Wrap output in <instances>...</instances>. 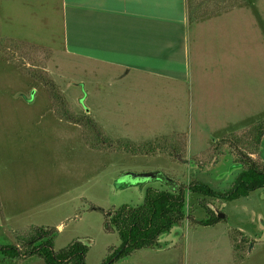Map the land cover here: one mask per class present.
Returning <instances> with one entry per match:
<instances>
[{
    "label": "rangeland",
    "instance_id": "rangeland-1",
    "mask_svg": "<svg viewBox=\"0 0 264 264\" xmlns=\"http://www.w3.org/2000/svg\"><path fill=\"white\" fill-rule=\"evenodd\" d=\"M241 1L237 7L247 28L245 60L250 52V58L257 59L259 74H264V0ZM60 5L59 0H0V42L11 39L50 51L42 57L44 68L40 65L37 69L11 64L0 52V243L14 244L15 234L32 226L51 227L57 230L56 251L89 240L86 264H102L111 250L121 246L118 233L106 229V214L124 205L141 206L146 182L155 189L172 190L196 180L226 192L242 169L223 144L219 155L203 154L213 144H187L183 156L171 146L156 154H133L88 145L87 138L97 141L96 135L91 138L84 134L83 126L56 116L51 96L43 81L33 77L34 71L54 83L71 114L89 116L111 140L129 138L122 136L123 114L110 107L105 97L117 87L109 81V72L95 80L91 66L77 71L75 62L60 49L61 24L58 16L51 15ZM252 68L250 65L245 78V96L249 97L252 91L256 90V95L261 92L256 89L258 84L254 87ZM97 105L101 112H92ZM243 114L232 123L229 134L264 121L262 101L249 105ZM85 131L88 133L89 127ZM260 149L264 161V139ZM152 172L162 175L142 181L127 176ZM164 178L172 182L167 185ZM201 199L199 195L187 196L186 215L197 221L212 215L199 204ZM206 201L213 214H224L227 219L212 226L193 225L186 219L160 236L157 247L141 249L113 264H264V189L234 201ZM238 233V239L247 241V250L243 259L236 261L231 235ZM5 264L45 262L33 257Z\"/></svg>",
    "mask_w": 264,
    "mask_h": 264
},
{
    "label": "crops",
    "instance_id": "crops-1",
    "mask_svg": "<svg viewBox=\"0 0 264 264\" xmlns=\"http://www.w3.org/2000/svg\"><path fill=\"white\" fill-rule=\"evenodd\" d=\"M59 1L51 15L61 24L60 49L77 71L91 66L95 80L109 72L117 87L105 97L123 114L122 136L185 134L189 145L214 144L249 105L264 106V74L250 52L245 60L244 16L226 0ZM250 65L261 92L249 97ZM147 183L142 194L153 188Z\"/></svg>",
    "mask_w": 264,
    "mask_h": 264
},
{
    "label": "trees",
    "instance_id": "trees-1",
    "mask_svg": "<svg viewBox=\"0 0 264 264\" xmlns=\"http://www.w3.org/2000/svg\"><path fill=\"white\" fill-rule=\"evenodd\" d=\"M226 2L228 9L243 4L241 0H226ZM0 47L2 48L0 52H2L3 59L10 61L11 64L33 65V69H37L36 66L40 65V67H43L45 60L42 57H45L48 52L50 53L41 46L11 39L0 42ZM28 73L32 72L29 71ZM32 75L37 80L43 81V85L51 96L56 116L62 120L83 126L84 134H90L91 138H95L96 135L97 141L87 138L86 143L91 147L97 150L104 149L133 154H156L159 150L164 151L166 146H171V148L175 147L181 152L182 156L185 154L188 144L185 134L160 136L145 142L107 138L103 135L97 123L89 116L80 117L71 114L65 98L46 75H38L36 71ZM87 127L91 132L86 133L85 128ZM263 139L264 121L241 132L224 136L216 141L207 150L208 152H203L205 155H219L221 154L219 146L223 144L228 146L230 152L236 156V164L241 167L242 171L236 178L233 187L226 192L215 191L204 183L192 180L188 185H181L172 190L149 188L146 190L144 203L141 206L124 205L107 213L106 229L107 231L114 229L118 233L121 246L115 251L111 250L112 253L102 264H113L115 261L130 256L141 249L157 247L160 236L171 232L175 226L186 219L190 221V224L200 226H212L225 221L227 219L225 215L220 218L218 215L221 213L218 215L213 214L210 208L207 207L209 203L206 200L234 201L248 197L252 192L259 189H264V161L261 159L260 149ZM188 195L201 196L203 199L200 200L199 204L207 208L209 214H212L211 217L207 220L197 221L192 216H187L185 208ZM92 210L100 209L92 207ZM55 233H57V230L51 227L33 226L17 232L14 244L0 243V264H5L8 261L13 263L24 262L33 257L41 258L45 264H86V256L91 245L90 241H75L56 251ZM239 235V233L236 237L231 235L236 261L243 259V252L247 250L245 245L247 241L238 239ZM245 254L247 253L245 252Z\"/></svg>",
    "mask_w": 264,
    "mask_h": 264
},
{
    "label": "water",
    "instance_id": "water-1",
    "mask_svg": "<svg viewBox=\"0 0 264 264\" xmlns=\"http://www.w3.org/2000/svg\"><path fill=\"white\" fill-rule=\"evenodd\" d=\"M159 174L158 173H146V174H128V176H130L131 178L134 179H153L155 177H157ZM220 218L224 217V214H219L218 215Z\"/></svg>",
    "mask_w": 264,
    "mask_h": 264
}]
</instances>
